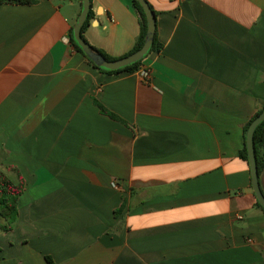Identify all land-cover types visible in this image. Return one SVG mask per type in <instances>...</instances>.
Here are the masks:
<instances>
[{
	"label": "crops",
	"instance_id": "0c3cea01",
	"mask_svg": "<svg viewBox=\"0 0 264 264\" xmlns=\"http://www.w3.org/2000/svg\"><path fill=\"white\" fill-rule=\"evenodd\" d=\"M146 1L162 49L119 74L72 47L81 0L0 4V172L23 183L0 264H264L238 155L264 105V0ZM90 10L84 40L127 54L131 0Z\"/></svg>",
	"mask_w": 264,
	"mask_h": 264
},
{
	"label": "trees",
	"instance_id": "16d2710c",
	"mask_svg": "<svg viewBox=\"0 0 264 264\" xmlns=\"http://www.w3.org/2000/svg\"><path fill=\"white\" fill-rule=\"evenodd\" d=\"M35 1L36 0H0V4H6V3H8V4H33ZM131 3H132V7H133V9H134V11L138 17V24H139V34L136 38V41H135L133 48L127 54H125L121 57H111V56L107 55L106 53H104L103 51L96 49L95 47L91 46L95 51H97L99 54H101L104 59H106L108 61H113V60H117V59L126 57V56L138 51L143 45L144 37L146 34L145 15H144V12H143L141 6L139 5V3L136 0H131ZM91 18H92V12H91V10H89L87 18H86V20H85V22L81 28V37H82V33L84 32V30L88 26ZM82 39H84V38L82 37ZM70 43H71L72 47L78 53H80L82 56H84L86 58V60L88 61V63H90V65L92 67H94V68H96L102 72H105V73H110V74L133 73V72L137 71L142 65L143 59L138 61L137 63H135L133 65L127 66V67L120 69L118 71H105V70L97 68L82 53V51L76 46V44L74 43L72 38H70ZM161 49H162V45L157 40L156 28H155L154 39H153V43H152V46H151L149 53L159 52ZM95 104L99 108V110L102 114L108 116L109 118H111L113 120H117L119 122H122L116 115L108 112L101 104H99L98 102H95ZM263 109H264V105L256 111V113L252 116V118L246 123V125L243 128V144H242V148L240 149L238 155L242 160H244L246 162H248V159H247V152H246V147H245V135H246V132H247L249 125L263 111ZM253 146H254V152H255V161H256V166H257V173H258V177H259L260 173L264 169V121L260 125H258L254 131ZM22 190H23V183H22V180L20 177H18L17 181L14 183L8 177H6L4 174H2L0 172V219H4L6 222V225L0 226V229H2L3 231H9L11 225L14 223V221L17 218V202H18V197L22 193ZM256 205L262 211V213L264 215V210L262 209V207L258 203H256Z\"/></svg>",
	"mask_w": 264,
	"mask_h": 264
},
{
	"label": "water",
	"instance_id": "95a60500",
	"mask_svg": "<svg viewBox=\"0 0 264 264\" xmlns=\"http://www.w3.org/2000/svg\"><path fill=\"white\" fill-rule=\"evenodd\" d=\"M141 6L146 20V34L144 37V42L142 47L126 56L117 60L108 61L103 58L101 54L95 51L88 43L84 41L81 37V28L87 18L88 12L90 10V0H81V10L77 17L76 23L72 28L71 38L76 44V46L82 51V53L99 69L105 71H118L127 66L133 65L138 61L144 59L152 46L154 33L156 28V17L151 10L149 4L146 0H136ZM264 121V109L263 111L252 121L249 125L246 135H245V147L247 152V159L250 170V179L252 190L256 199V202L264 210V196L260 190L258 183V173L255 161V152L253 146V134L258 125Z\"/></svg>",
	"mask_w": 264,
	"mask_h": 264
},
{
	"label": "built area",
	"instance_id": "2783aa9c",
	"mask_svg": "<svg viewBox=\"0 0 264 264\" xmlns=\"http://www.w3.org/2000/svg\"><path fill=\"white\" fill-rule=\"evenodd\" d=\"M140 76L142 77V79L146 82L149 80V72L145 69H140L139 70ZM113 186H116L115 184H113Z\"/></svg>",
	"mask_w": 264,
	"mask_h": 264
}]
</instances>
